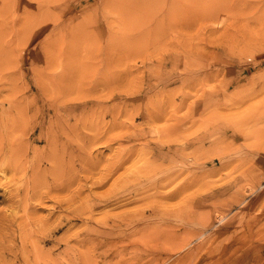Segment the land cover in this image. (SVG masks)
Wrapping results in <instances>:
<instances>
[{
  "label": "rangeland",
  "instance_id": "374dc122",
  "mask_svg": "<svg viewBox=\"0 0 264 264\" xmlns=\"http://www.w3.org/2000/svg\"><path fill=\"white\" fill-rule=\"evenodd\" d=\"M0 134V264H264V0H0Z\"/></svg>",
  "mask_w": 264,
  "mask_h": 264
},
{
  "label": "bare ground",
  "instance_id": "6f19581e",
  "mask_svg": "<svg viewBox=\"0 0 264 264\" xmlns=\"http://www.w3.org/2000/svg\"><path fill=\"white\" fill-rule=\"evenodd\" d=\"M120 86H121V85H120ZM48 101H49V100H48ZM13 106H14V105H13ZM16 116H17V115H16ZM18 121H19V120H18ZM8 123H9V122H8ZM10 124H11V123H10ZM12 126H13V125H12ZM15 126H16V124H15ZM19 126H20V125H19ZM29 126H30V125H29ZM9 127H10V126H9ZM16 127H17V126H16ZM16 129H17V128L12 127V130L16 131ZM18 129H20V128L18 127ZM18 129H17V131H19V133H21L20 130H18ZM1 130H2V129H1ZM8 131H9V130H8ZM17 131H16V133H18ZM12 132H13V131H12ZM12 132H11V133H12ZM0 135H1V134H0ZM12 135H13V134H12ZM21 136H22V135H21ZM7 137H8V136H7ZM1 140H2V139H1ZM3 140H4V139H3ZM14 141H15V140H14ZM21 141H23V140H21ZM3 145H4V144H3ZM15 145H17V144H15ZM10 146H11V144H10ZM2 147H3V146H2ZM4 147H5V146H4ZM8 148H9V146H8ZM33 149H34V148H33ZM2 151H3V150H2ZM1 155H2V154H1ZM4 155H5V154H4ZM7 157H8V155H7ZM10 158H11V157H10ZM10 158H9V159H10ZM11 159H12V158H11ZM15 159H16V158H15ZM20 159H21V158H20ZM12 162H13V161H12ZM15 162H16V161H15ZM19 163H20V162H19ZM7 164H8V163H7ZM17 164H18V163H17ZM157 164H158V163H157ZM52 165H53V164H52ZM62 165H63V164H62ZM9 166H10V165H9ZM14 166H15V165H14ZM17 166H18V165H16V167H17ZM54 166H55V165H54ZM92 168H93V167H92ZM8 169H10V170H15L14 167H10V168H8ZM50 173H51V172H50ZM6 177H7V176H6ZM13 177H14V176H13ZM24 179H25V178H24ZM24 181H25V180H24ZM28 181H29V180H28ZM166 182H167V181H166ZM12 183H13V182H12ZM170 183H171V182H170ZM13 184H14V183H13ZM4 189H5V188H4ZM19 190H20V188H19ZM46 193H47V192H46ZM174 194H175V193H174ZM20 195H21V194H20ZM21 201H22V200H21ZM28 201H29V200H28ZM201 223H202V222H201ZM167 229H168V228H167ZM164 250H165V249H164ZM156 253H157V252H156ZM187 256H188V255H187ZM193 258H194V257H193Z\"/></svg>",
  "mask_w": 264,
  "mask_h": 264
}]
</instances>
